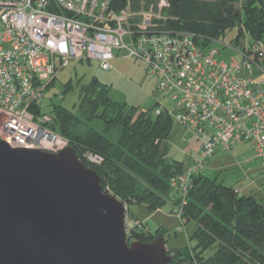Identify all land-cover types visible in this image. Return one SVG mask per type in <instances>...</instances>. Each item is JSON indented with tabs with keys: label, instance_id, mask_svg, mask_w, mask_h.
<instances>
[{
	"label": "built area",
	"instance_id": "built-area-1",
	"mask_svg": "<svg viewBox=\"0 0 264 264\" xmlns=\"http://www.w3.org/2000/svg\"><path fill=\"white\" fill-rule=\"evenodd\" d=\"M166 7L165 0L156 9L128 4L119 11L111 0H0V139L11 148L48 153L70 147L49 128L52 117L40 114L46 89L71 61L93 60L106 71L113 52L124 51L145 65L157 91L172 104H157L154 115L168 114L197 145L186 171L170 180L181 200L178 216L192 176L238 144H249L251 151L238 164L258 163L255 180L264 181V88L254 81L264 76V42L237 52L239 61L226 62L222 53L233 50L230 46L172 30Z\"/></svg>",
	"mask_w": 264,
	"mask_h": 264
},
{
	"label": "trees",
	"instance_id": "trees-1",
	"mask_svg": "<svg viewBox=\"0 0 264 264\" xmlns=\"http://www.w3.org/2000/svg\"><path fill=\"white\" fill-rule=\"evenodd\" d=\"M160 1L111 0V6L119 11L129 4L137 10L143 4L148 10L156 9ZM165 1L166 25L192 33L205 44L233 29L236 45L245 34L250 45L264 42V0ZM73 88L68 81L63 93ZM109 91L96 78L78 84L77 112L52 103V122L48 126L69 141L80 161L99 176L103 189L126 208L145 205L149 212H155L167 204L170 195L175 197L170 180L187 169L182 161L168 156L166 141L174 121L165 112L154 115L156 107L141 111L113 101ZM94 122L101 124L102 130L90 125ZM89 155L100 159V163L89 161ZM185 202L182 218L195 225L188 237L195 245L168 250L172 264H264V204L255 195H241L218 181L216 175L207 177L203 173L192 176ZM174 204L181 205L178 196ZM147 231L132 230L130 240L150 242L161 235L167 243L161 229ZM211 250L213 253L206 256Z\"/></svg>",
	"mask_w": 264,
	"mask_h": 264
},
{
	"label": "water",
	"instance_id": "water-1",
	"mask_svg": "<svg viewBox=\"0 0 264 264\" xmlns=\"http://www.w3.org/2000/svg\"><path fill=\"white\" fill-rule=\"evenodd\" d=\"M125 215L72 147L0 139V264H172L163 236L129 241Z\"/></svg>",
	"mask_w": 264,
	"mask_h": 264
},
{
	"label": "rangeland",
	"instance_id": "rangeland-1",
	"mask_svg": "<svg viewBox=\"0 0 264 264\" xmlns=\"http://www.w3.org/2000/svg\"><path fill=\"white\" fill-rule=\"evenodd\" d=\"M235 37L236 29H233L221 38L224 44L233 49L223 51L222 59L226 62H229L232 58L239 61L240 56L237 52H244L251 49L249 43L250 39L246 34L240 37L237 45L233 41ZM113 54L115 58L110 62V70H102L98 62L93 60L71 61L67 67L60 70L52 86L46 89L41 99L40 114L52 117V103L59 104L76 113L79 109L77 85L86 84L92 78L98 79L99 82L109 87V98L111 100L125 103L128 107H135L141 111H151L157 104L172 108L170 101L163 93H160L155 88L153 82L146 73V67L143 63L127 58L124 51L115 50ZM68 81L72 82L74 88L68 93H63L64 85ZM254 81L262 84L264 88V76L254 77ZM90 125L98 130H102L101 124L94 122ZM187 135L183 127L173 122L170 137L166 141L168 156L172 159L182 161L184 168H188L190 163V156L184 153L186 143L183 141V138ZM112 137L115 139V135H112ZM250 155L251 151L249 144H238L234 146L231 153L226 154V157L223 159V167L217 162L208 161L204 165V175L207 177H214L216 175L218 177L221 173L225 172L228 167L234 168L235 166L237 169L238 163ZM254 166H256V163L253 167ZM254 184L255 187L261 190L254 194H249L255 195L259 202L264 204V181L254 182ZM104 190L108 192L107 189ZM240 193H247V191ZM176 198V195L175 197L170 195L167 204L155 212H149L145 205H127V212L129 211L131 215L138 217V219L135 220L133 216L127 215L129 219V229L131 231H143L145 234L148 233L147 230L154 232L161 229L168 238L166 243L167 250L180 249L185 246L192 248L195 242L189 241L188 237L192 234L195 225L193 222L186 223L182 216H178L180 208L174 204ZM133 222H136L137 226L131 228L133 227ZM212 253L213 250L208 251L205 255L210 256Z\"/></svg>",
	"mask_w": 264,
	"mask_h": 264
},
{
	"label": "crops",
	"instance_id": "crops-1",
	"mask_svg": "<svg viewBox=\"0 0 264 264\" xmlns=\"http://www.w3.org/2000/svg\"><path fill=\"white\" fill-rule=\"evenodd\" d=\"M183 141L185 144L184 153L188 154L190 156V163L194 157H196V143L194 139L187 135L185 138H183ZM226 157L225 155L217 154L212 160L220 164L221 167H223V159ZM189 163V165H190ZM255 163H251L249 165H237V169L233 167H228L225 172L221 173L217 178L218 181L222 182L224 185L235 188L239 193L243 191H247V193H240L241 195H250L251 193H256L260 191L258 187H255L254 182H257L255 180V175L257 174L259 170L258 163H256V166L253 167ZM250 193V194H249ZM138 218V217H137Z\"/></svg>",
	"mask_w": 264,
	"mask_h": 264
},
{
	"label": "flooded vegetation",
	"instance_id": "flooded-vegetation-1",
	"mask_svg": "<svg viewBox=\"0 0 264 264\" xmlns=\"http://www.w3.org/2000/svg\"><path fill=\"white\" fill-rule=\"evenodd\" d=\"M133 241V240H130V242Z\"/></svg>",
	"mask_w": 264,
	"mask_h": 264
}]
</instances>
